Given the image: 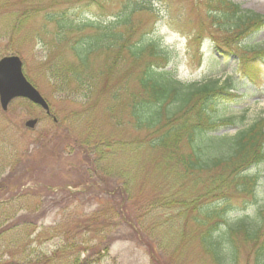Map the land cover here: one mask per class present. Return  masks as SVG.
<instances>
[{"label": "rangeland", "instance_id": "374dc122", "mask_svg": "<svg viewBox=\"0 0 264 264\" xmlns=\"http://www.w3.org/2000/svg\"><path fill=\"white\" fill-rule=\"evenodd\" d=\"M118 1L107 0L100 8H86L85 1L72 0L68 4L77 16L106 19L116 12ZM152 1L155 12L138 14L139 29L170 50L171 67L178 81L201 82L225 76L234 81L236 97L219 105L215 113L243 115L245 119L242 126L224 127L215 135H234L239 128L264 121V25L255 33L241 32L229 44L210 17L211 10H219L218 0ZM226 1L264 16V0ZM52 5L58 8L53 0H0V57L20 58L24 76L50 108L46 114L22 98L12 100L6 111L0 108V171L3 167L4 174L12 171L17 176L20 186L12 194L28 189L9 209H33L38 202L31 193L40 196L39 207L50 212L39 221L44 229L32 246L40 243L42 250L60 247L62 232L68 228L72 232L68 233L67 243L87 239L92 246L99 237L112 239L108 250L93 264H213L200 247L194 218H204L206 212L200 208L215 200L216 194L199 198L204 189L193 187L191 176L172 188L162 174L159 152L137 148L144 132L133 129L124 110L108 106L112 88L125 82L130 89L135 88L134 75L127 78V74L138 66L125 63L114 76L105 79L96 90L97 101L92 102L89 112L85 109L90 102L85 104L76 83L68 84L71 97L53 86L46 71L48 65L54 60L66 67L75 63V58L67 45L55 43L56 28L43 21L40 9ZM220 48L225 52H219ZM106 59L105 53L95 57L93 70L101 69ZM245 63H250L249 71L256 73L253 84L241 70ZM116 116L123 119L122 126L114 122ZM35 118L38 121L34 127L25 126L27 120ZM100 139L117 142L109 153L105 152L103 160L93 149V143ZM250 172L256 177L257 200L236 195L230 188L232 209L227 220L246 217L264 224V161L251 167ZM124 183L129 185L128 193ZM194 197L195 204L167 205L171 199L191 201ZM94 212L104 213L96 220L101 223L97 233L82 226ZM74 222L80 224L72 226ZM90 249L82 251L81 257L91 253ZM70 253L61 250V262ZM237 264H253L248 245L239 247Z\"/></svg>", "mask_w": 264, "mask_h": 264}, {"label": "trees", "instance_id": "16d2710c", "mask_svg": "<svg viewBox=\"0 0 264 264\" xmlns=\"http://www.w3.org/2000/svg\"><path fill=\"white\" fill-rule=\"evenodd\" d=\"M76 1H85L86 8H100L107 2ZM71 2L53 0L58 8L52 5L40 9L44 23L56 28L55 43L67 45L75 58V63L66 67L54 60L48 65L46 71L53 86L71 97L68 84L71 81L76 83L82 90L85 104L90 102L85 109L89 112L92 102L97 101L96 90L105 79L114 76L125 63L137 65L136 71L129 69L130 73L127 74V78L134 75L135 88L130 89L126 82L112 88L108 106L124 110L127 122L131 123L133 129L144 132L137 148L159 152L164 165L161 167L164 171L162 174L173 185L172 188L191 176L194 179L192 186L198 185L204 189L199 198H205L211 192L216 194L215 200L200 208L202 213L206 212L205 219L194 218L199 228L200 247L212 263L237 264L239 247L245 244L250 247L253 264H264L262 220L249 221L246 217L227 220V213L232 209L228 193L230 188L236 195L257 200L256 177L251 174L250 168L264 161L263 119L239 128L234 135H215L221 128L242 126L245 119L243 115L215 113L219 105L236 97L234 81L231 76L201 82L178 81L171 67L170 50L147 38V34L139 29L138 14L155 12L152 0H119L116 12L106 19L77 16L74 14L76 10L68 4ZM217 5L220 6L219 10H211L210 17L214 28L227 37L229 44L236 41L241 32L255 33L264 25L261 14L243 10L226 0H218ZM137 33L140 34L134 38ZM221 51L225 52L220 48ZM103 53L107 57L106 62L101 69L94 71L93 61ZM242 66L243 75L253 84L256 73L249 71L251 64ZM113 119L117 126L123 125L122 118L116 116ZM83 143L88 144L89 141L84 140ZM116 143L100 139L93 143V149L103 160L105 152L109 153ZM3 169L0 171V264H93L103 251L108 250L112 239L104 241V237H99L92 246L87 239L67 243L72 228L60 231L63 242L56 249L42 250L40 243L33 247V242L39 241L44 229L39 221L50 210L41 209V198L33 193L31 195L38 202L33 209H9L8 206L23 198L28 189L12 194L20 184L12 171L4 174ZM123 186L128 193V183ZM196 201L195 197L191 201L171 199L167 205L187 206ZM102 215V212L91 214L90 220L82 223L83 228L100 232L101 223L96 220ZM75 223L72 226L80 224ZM105 235L108 236V233L105 232ZM89 248L91 253L81 257L80 253ZM67 249L72 253L67 254L61 262L58 254ZM16 254L19 256L15 257ZM5 255L8 259L2 258Z\"/></svg>", "mask_w": 264, "mask_h": 264}, {"label": "water", "instance_id": "95a60500", "mask_svg": "<svg viewBox=\"0 0 264 264\" xmlns=\"http://www.w3.org/2000/svg\"><path fill=\"white\" fill-rule=\"evenodd\" d=\"M23 97L41 106L48 112V104L40 93L25 78L22 72V62L18 56H4L0 59V107L6 111L10 101ZM37 120L30 119L25 126L32 128Z\"/></svg>", "mask_w": 264, "mask_h": 264}]
</instances>
